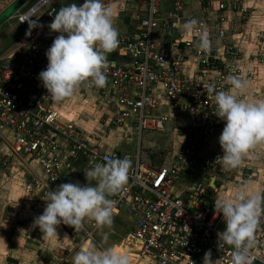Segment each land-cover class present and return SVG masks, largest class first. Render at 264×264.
<instances>
[{
  "label": "built area",
  "instance_id": "2783aa9c",
  "mask_svg": "<svg viewBox=\"0 0 264 264\" xmlns=\"http://www.w3.org/2000/svg\"><path fill=\"white\" fill-rule=\"evenodd\" d=\"M48 1L42 0L39 6ZM164 1L117 0L118 14L130 6H136L138 14L144 12L131 31L119 34V48L132 53V64L108 65L104 87L82 84L79 90L84 96H94L108 111L104 119L109 127L121 130L130 123L138 136L166 129L169 116L154 92L157 87L163 90L167 106L181 114L191 110L196 118L186 129V141L170 167L150 169L137 156L123 190L110 197L116 201L114 213L123 210L135 221L124 240L131 263L203 264L205 252L211 250L214 260L222 258V264H227L231 248L218 245L217 234L225 225L223 215H216L217 190L211 186L221 164L218 155L207 150L224 123L214 114L209 86L227 90L224 78L229 73L247 77L240 18L244 0H203L191 15L185 13L187 0H173L168 12ZM55 11H49L40 37L23 46L18 62L11 55L0 56V168L8 169L13 160H20L30 170L27 191L37 189L43 194L72 180L77 165L81 166L80 178L87 182L85 168L103 163L105 157H121L92 144L74 124H62L59 113L46 103L38 75L46 68V50L58 35L48 28ZM33 13L35 9L20 16V22L25 24ZM191 18L204 26L212 41L206 53L195 46L198 32L185 36L180 30ZM161 32L178 36L161 38ZM190 61L194 65L188 69ZM185 179L193 185L186 196H179L175 188ZM249 256L251 264H264L262 221L254 232Z\"/></svg>",
  "mask_w": 264,
  "mask_h": 264
},
{
  "label": "clouds",
  "instance_id": "9594fccd",
  "mask_svg": "<svg viewBox=\"0 0 264 264\" xmlns=\"http://www.w3.org/2000/svg\"><path fill=\"white\" fill-rule=\"evenodd\" d=\"M117 9L106 0H83V3L61 7L48 24L51 32L58 33L46 50L48 64L38 79L53 102H61L84 84L102 88L106 84L107 54L122 51L119 31L115 27ZM36 21L29 23L30 29ZM182 34L199 33L196 48L208 52L212 41L204 26L195 18L186 20L180 28ZM29 31L26 35H30ZM227 90H214V114L224 123L218 142L223 155L217 157L226 169L239 167L250 150L264 144V98H248V81L229 73L224 78ZM131 161L128 158L105 157L83 170L86 184L79 181L61 183L55 190L44 193L46 201L42 214L34 217L33 226L43 237L57 235L61 223L75 231L93 220L103 229L113 223L116 201L128 180ZM216 215H223L224 229L218 232V245H228L231 256L227 264H251L249 249L254 243V232L264 212V194L249 191L242 186L232 197L218 198ZM106 238V234H105ZM129 253L116 247L98 248L83 243L72 257V264H131ZM203 264H222V258L213 259L211 250L205 252Z\"/></svg>",
  "mask_w": 264,
  "mask_h": 264
},
{
  "label": "crops",
  "instance_id": "0c3cea01",
  "mask_svg": "<svg viewBox=\"0 0 264 264\" xmlns=\"http://www.w3.org/2000/svg\"><path fill=\"white\" fill-rule=\"evenodd\" d=\"M7 1L10 2L6 4ZM41 1L42 0H0V17L3 13L6 12L8 8H10L13 5H17V8L15 9L14 14L12 15L13 19L17 18L16 19L17 22L20 25L27 27L26 28L27 32L29 31L31 32L30 35H24L22 36L21 39H18V42L16 43L17 45L14 44L13 47L8 49V51H6L3 56L11 55L13 56V59L16 62H18L19 57L21 56L20 53L23 46L38 39L41 34L42 26L45 24V23L44 24L41 23L38 25L40 18H37L36 20H34L36 21V24H33L32 25L33 27L30 29L29 23L32 22L31 19L44 6L50 5L49 9L47 10L49 14V11L51 9L53 8L58 9L67 0H56L55 3H52V1L55 0H49L47 3L39 6ZM187 1H188V5L185 10V13L187 15L197 13V11L200 9L201 6L200 4L203 3V0H187ZM106 2L112 3L113 7L116 8L117 0L115 1L106 0ZM164 5H165L164 6L165 12L170 11L173 6V0L164 1ZM244 7L246 10L245 3L240 14L241 19H244L242 18V12L244 11ZM31 9H35V13H33L29 17V20L25 24L21 23L19 20L20 16L28 13ZM137 9L138 8L136 6H130L129 10L125 13L118 14L116 12L115 27H117L119 34L131 31L138 24L137 21L135 22V17H136L135 15H137L139 12ZM141 12L144 15V12L143 11ZM10 19L11 17L7 18L4 22L11 21ZM160 36L161 38L168 37L175 39L177 38L178 35L164 34L161 32ZM120 50L122 51L117 50L113 53L107 54L108 65L130 66L132 64L133 61L132 53L125 49H120ZM193 65L194 64L192 61L188 62L187 63L188 69L192 68ZM41 90L45 94L46 103L59 113L60 121L62 122V124H70V123L74 124L83 132L84 136L92 144L98 145L104 152L107 153L115 152L121 156L120 158L128 157L129 160L131 161V167L134 165L135 157L138 156L140 163L143 164L145 167L154 170H159L163 168L162 162L157 166L151 161L153 160L152 159L153 154H151L149 157L151 162H149L148 159H146V161H143L142 145H141L143 133L141 134V136H138L136 133V127L133 124L127 123L126 126L121 130H114L113 128L108 126V121H106V119L108 118L107 117L108 111L101 105L100 102L97 101V99L94 96H84L78 89L77 91L74 92L72 96L67 97L63 101L57 103L52 101L51 97L48 96L47 90L43 86L41 87ZM154 92L161 103V108L163 112L169 116V121L166 125L165 131L158 133H167L166 136L164 137H167L169 139V142L175 141L180 143L178 149L175 151L173 157L171 158L172 159L170 163L171 166L175 154L186 141L187 138L186 129L196 121V118L191 110H188L183 114H181L173 110L171 107L167 106L164 99V92L160 87H157ZM219 136L220 134H215L207 146V150L210 153L217 154L218 156H220L221 154H218L214 151L215 149L217 150L220 145L218 142ZM136 137H137V141H136ZM164 137H162L161 139H163ZM161 139L158 140L157 142L154 141L150 142L149 143L150 145L145 149V152L147 153V150H155L157 149V146L160 147V144L158 143L161 141ZM132 143L134 144V146H130V144ZM135 143H137V145H135ZM145 157L147 158V154ZM222 168L223 167L220 165L217 168V170H215V174L213 176V178L214 177L216 178L215 188H213V190L215 189L217 190L214 193L216 199H218L217 195L219 191L218 183H217V174L222 170ZM80 170H81V166L77 165L75 167V175L73 179L68 182L79 181L82 184H86L87 182L80 178ZM13 172H16L18 175L21 176L20 191L24 198L23 201L28 205L27 207L30 209L34 208V210L37 212L38 211L43 212L46 201L43 199L44 194L42 193V191L37 189L30 192L27 191L26 186L30 178L29 168H27L20 160L15 159L11 162V165L9 166L8 169L0 168V178L1 179L6 178L7 176H9V174H12ZM207 176L208 175H206V177ZM60 184L53 186L51 190H55V188L58 187ZM192 185L193 183L188 179L182 180L177 184L175 188L176 194L179 196H186L189 191V188ZM12 196H13V191L6 187H3V184L0 183V207L3 205L4 209L9 208ZM119 215L123 216L131 223L130 229H125L124 232L122 233L121 238H123L125 236H128L132 232L135 226V221L131 216H129L123 210L118 213H114L113 223H114V227L117 229H119L120 227L123 229L125 228L123 227L124 225L121 222L120 220L121 218H119ZM260 221L264 222V214L261 215L259 222ZM92 222H93L92 229H94L95 234L99 230V232L104 234L106 233V236H109L107 229L110 228L111 226L110 227L106 226L107 228H105L104 226L103 229H101L96 225V223L93 220ZM15 225H18L16 227L20 228V233H24L23 237H18L17 233L19 230L18 228L17 229L14 228ZM7 230L9 231V233H7ZM111 230L112 229H110V231ZM12 234H14L15 236H12ZM46 238L47 241H44ZM58 238L59 237L57 235L53 237H43V233L40 231V229L38 227L33 226V221H31L28 226V224L23 222L22 220L15 221L12 219L9 220L5 219V215L2 217V220H0V250L3 251L10 252L11 250H18L16 246H20L21 248L22 244L24 243V240L31 245L28 246L27 248H22L21 250H38V251L40 250L52 251L59 249L63 250L64 249L63 247L66 246V244H71L70 238L63 239L62 241H59ZM71 238L74 242V238L73 237ZM45 242L46 245H44ZM61 243H63V245ZM86 243H89V241ZM116 246L121 247L124 251L127 252V250H125V245L124 247H122L120 243H117V245L113 247ZM2 259L3 258H1V260ZM67 261L69 262V260Z\"/></svg>",
  "mask_w": 264,
  "mask_h": 264
},
{
  "label": "rangeland",
  "instance_id": "374dc122",
  "mask_svg": "<svg viewBox=\"0 0 264 264\" xmlns=\"http://www.w3.org/2000/svg\"><path fill=\"white\" fill-rule=\"evenodd\" d=\"M9 2L10 1H7L6 4ZM55 2L56 0L52 1V3ZM244 3L246 10L244 7V11L242 12V18L244 19H242L241 23L244 25L242 32L245 34L244 38L246 41L245 57L242 65L244 71L247 72L245 80L248 81L249 84L246 95L248 98L252 99L264 98V0H244ZM49 7L50 5L44 6L31 21L40 18L38 25L41 23L46 24L49 21L47 12ZM16 8L17 5L11 6L0 17V56H3L8 49L18 42V39H21L22 36L28 33L26 31L27 27L20 25L16 20L17 18L13 19L12 17ZM135 16L136 22L138 17L142 16V14H137ZM10 17L11 21L4 22ZM166 134L167 133L143 132L141 142L143 161L148 159L149 162L152 161L157 166L162 162L163 168H168L170 166L171 158L178 149L180 143L175 141L169 142V139L164 137ZM162 137L164 138L161 139ZM160 139L161 141L158 143L160 147L157 146V149H155L156 151L147 150V153L145 152L150 142H157ZM135 145H137V143H135ZM130 146H134V144L132 143ZM214 152L223 155L220 145ZM146 154L147 158L145 157ZM151 154H153V160L150 161L149 157ZM16 172L9 174L6 178H0V183L3 184V187L13 191L9 208L4 209L3 205L0 207V220H2V217L5 215V219H12L15 221L22 220L29 226L34 217L40 215V213L42 214V212H37L34 208H28L27 203L23 201L24 198L20 191L21 176ZM217 183L219 190L217 195L218 198L232 197L237 191L241 190L242 186H247L249 191L264 194V144H259L250 150V155L243 159L239 167L235 169H226L223 167L217 174ZM262 214H264V212H262L261 215ZM119 218H121L120 220L124 225L122 226L125 228L123 229L120 227L117 229L114 227V223H112L110 225L111 227L108 226L110 227L107 229L109 236H106V238V233H101L99 230L96 234L94 233V229H92V220H86L84 227L76 232L69 230L68 227L61 223L57 226L58 240L62 241L67 238L71 240V244H66L63 250H21L31 245L24 240L21 248L20 246H16L18 250H11L10 252L0 250V264H72V257L75 252L79 250L83 243L88 241L90 244H95L98 248L115 246L117 243H120V245L124 247L123 242L127 236L121 238L122 233L125 229H130L131 223L123 216L119 215ZM16 226L18 225L14 226L15 229L18 228ZM105 228L107 227L105 226ZM110 229L112 230L110 231ZM18 230V237H23L24 233H20V228H18ZM7 233H9L8 230ZM12 236L15 235L12 234ZM70 236L74 238V242ZM44 241H47V238ZM61 244L63 245V243ZM44 245H46V242ZM116 248L124 251L119 246H116ZM1 258L3 259L1 260ZM67 260H69V262Z\"/></svg>",
  "mask_w": 264,
  "mask_h": 264
},
{
  "label": "water",
  "instance_id": "95a60500",
  "mask_svg": "<svg viewBox=\"0 0 264 264\" xmlns=\"http://www.w3.org/2000/svg\"><path fill=\"white\" fill-rule=\"evenodd\" d=\"M112 1H115V0H112ZM71 3H76V4L80 5V4L83 3V0H67L58 9H56V11L54 12L53 16L60 10L61 7L67 6L68 4H71ZM215 181H216V178L214 177L212 179V185H211L212 188H215Z\"/></svg>",
  "mask_w": 264,
  "mask_h": 264
}]
</instances>
